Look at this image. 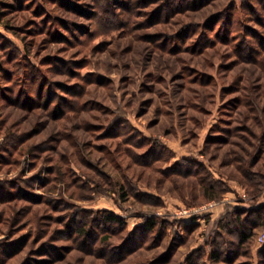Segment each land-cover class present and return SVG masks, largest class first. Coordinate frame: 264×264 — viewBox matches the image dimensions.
Instances as JSON below:
<instances>
[{"label": "rangeland", "instance_id": "rangeland-1", "mask_svg": "<svg viewBox=\"0 0 264 264\" xmlns=\"http://www.w3.org/2000/svg\"><path fill=\"white\" fill-rule=\"evenodd\" d=\"M264 0H0V264H264Z\"/></svg>", "mask_w": 264, "mask_h": 264}, {"label": "built area", "instance_id": "built-area-1", "mask_svg": "<svg viewBox=\"0 0 264 264\" xmlns=\"http://www.w3.org/2000/svg\"><path fill=\"white\" fill-rule=\"evenodd\" d=\"M260 241L264 243V234L261 236Z\"/></svg>", "mask_w": 264, "mask_h": 264}]
</instances>
